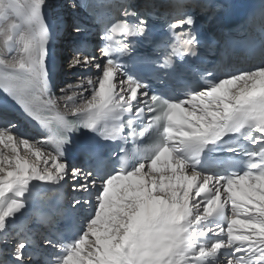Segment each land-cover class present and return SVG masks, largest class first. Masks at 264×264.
<instances>
[{
	"label": "snow or ice",
	"instance_id": "1",
	"mask_svg": "<svg viewBox=\"0 0 264 264\" xmlns=\"http://www.w3.org/2000/svg\"><path fill=\"white\" fill-rule=\"evenodd\" d=\"M47 5L0 0V90L43 132L29 136L0 105V241L37 184L71 182L77 230L67 243L43 240L58 252L46 264H264V61L213 65L157 93L136 70L148 62L137 48L153 30L151 14L119 4L99 56L89 30L72 25L68 67L83 74L58 83ZM195 24L188 13L170 20L163 66L197 56ZM82 130L90 133L78 145L86 168L66 155ZM91 135L136 147L103 156ZM12 239L11 264H30L32 239Z\"/></svg>",
	"mask_w": 264,
	"mask_h": 264
},
{
	"label": "bare ground",
	"instance_id": "2",
	"mask_svg": "<svg viewBox=\"0 0 264 264\" xmlns=\"http://www.w3.org/2000/svg\"><path fill=\"white\" fill-rule=\"evenodd\" d=\"M73 3L69 2V0H48V5L46 8V15L50 16L54 21L57 22H63L59 19V15L61 13H66L67 14V19L69 20V16L71 14H75V8H73L71 5ZM69 32L71 30H68ZM76 37H71V38H66L62 40V44L58 45L55 48V54L58 55L59 59H63L64 58V54H63V46H69L72 45V41L75 40ZM73 55H71L72 57ZM71 58H69L67 61L63 62L61 64V74L58 77V83L62 82V81H66L68 83H75L78 81V79L80 78V73L82 72L81 69H69L68 67V62ZM58 101L61 103V106L63 105V96L58 95L57 96ZM47 151V150H46ZM66 185L67 188V192L69 195L74 193L75 198L77 196H79V193L73 192L71 190V182L69 183H64ZM18 225H23L26 228H34V225L32 223V216L31 214H28V211L25 210L23 211L22 215L18 214L17 219L15 220V222L12 224L11 230H10V238L8 240L7 243H4L2 241H0V253H3V255H0V259H5L8 257H11V252H12V247L14 244V240L12 239V237H16V236H20L22 235V231L19 230Z\"/></svg>",
	"mask_w": 264,
	"mask_h": 264
}]
</instances>
